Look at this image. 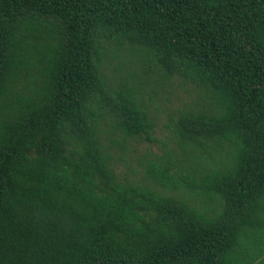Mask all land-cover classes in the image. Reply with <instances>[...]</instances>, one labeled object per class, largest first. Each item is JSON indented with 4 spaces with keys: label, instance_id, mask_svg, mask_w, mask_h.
I'll use <instances>...</instances> for the list:
<instances>
[{
    "label": "trees",
    "instance_id": "obj_1",
    "mask_svg": "<svg viewBox=\"0 0 264 264\" xmlns=\"http://www.w3.org/2000/svg\"><path fill=\"white\" fill-rule=\"evenodd\" d=\"M0 264H264V0H0Z\"/></svg>",
    "mask_w": 264,
    "mask_h": 264
},
{
    "label": "rangeland",
    "instance_id": "obj_2",
    "mask_svg": "<svg viewBox=\"0 0 264 264\" xmlns=\"http://www.w3.org/2000/svg\"><path fill=\"white\" fill-rule=\"evenodd\" d=\"M158 137H159L160 139H162V137H161L160 135H158ZM145 147H146V145L143 144V145L140 147V149L143 150V149H145ZM153 149L156 150V149H157V145H153Z\"/></svg>",
    "mask_w": 264,
    "mask_h": 264
}]
</instances>
